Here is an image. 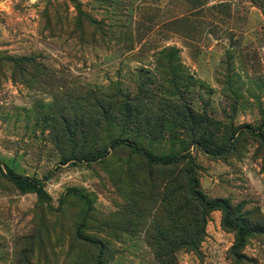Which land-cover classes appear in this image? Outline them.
Here are the masks:
<instances>
[{"label":"rangeland","instance_id":"rangeland-1","mask_svg":"<svg viewBox=\"0 0 264 264\" xmlns=\"http://www.w3.org/2000/svg\"><path fill=\"white\" fill-rule=\"evenodd\" d=\"M91 239L106 264H264V0H0V264H98Z\"/></svg>","mask_w":264,"mask_h":264},{"label":"trees","instance_id":"trees-1","mask_svg":"<svg viewBox=\"0 0 264 264\" xmlns=\"http://www.w3.org/2000/svg\"><path fill=\"white\" fill-rule=\"evenodd\" d=\"M136 108V107H135ZM131 108L130 110H128L129 113V118H130V113H131ZM192 119V117H191ZM121 143V141H119ZM128 142L130 145L129 146H134L136 147V149L138 150L139 148V144L137 142H133V141H126ZM201 147L204 149V151L209 154V155H213V156H219L222 153H224L225 151H227V149L229 147L225 146V147H221L220 145H216V144H211L209 142H204V140H201V142H198ZM104 156V152L98 153V154H89L84 156L82 159L85 161H93V160H98L100 158H102ZM155 163L158 164H165V163H177L179 162L177 158H174L171 162L168 160H165L163 158L161 159H155L154 160ZM7 177L8 179H10V181H12L19 189H21L22 191H32L35 192L39 198L44 199L47 197V194L45 192V190L43 189V187L38 183V182H33V181H29L28 179H25L23 177L17 176L13 171L8 170L7 172ZM186 186L188 187L187 191L190 193V196L192 197L193 201H195L197 204H199L200 206V212L201 214L207 215L208 213H210L213 210H222L224 213L223 216V225L231 230H235L237 232V243L235 244V249L240 248V247H244L245 246V238L250 235V233L252 232V230L250 228H248L246 225V223L244 221L241 220H232V206L231 204L225 200V199H216V200H212V201H206L203 197V195L198 192L195 189L196 186V180L194 178H192L191 176L188 177V180H186ZM206 217V216H205ZM187 232V230L185 231ZM190 239L191 237L186 236V239ZM90 243H92L93 245H95L98 250L100 255L102 256V259L99 260L98 264H106L105 263V256H106V248L105 246L98 240L95 239H91L88 240ZM193 245L192 242L187 243V245ZM193 249L195 251L198 250V244L193 245Z\"/></svg>","mask_w":264,"mask_h":264}]
</instances>
